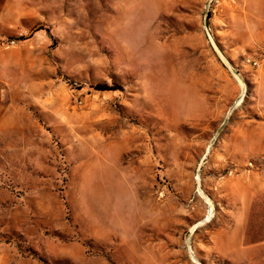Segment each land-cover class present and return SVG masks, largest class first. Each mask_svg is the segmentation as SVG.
Here are the masks:
<instances>
[{
  "label": "rangeland",
  "instance_id": "obj_1",
  "mask_svg": "<svg viewBox=\"0 0 264 264\" xmlns=\"http://www.w3.org/2000/svg\"><path fill=\"white\" fill-rule=\"evenodd\" d=\"M0 264H264V0H0Z\"/></svg>",
  "mask_w": 264,
  "mask_h": 264
},
{
  "label": "built area",
  "instance_id": "obj_2",
  "mask_svg": "<svg viewBox=\"0 0 264 264\" xmlns=\"http://www.w3.org/2000/svg\"><path fill=\"white\" fill-rule=\"evenodd\" d=\"M257 65V63L256 62H254V66H256ZM250 166H251V164H250Z\"/></svg>",
  "mask_w": 264,
  "mask_h": 264
},
{
  "label": "bare ground",
  "instance_id": "obj_3",
  "mask_svg": "<svg viewBox=\"0 0 264 264\" xmlns=\"http://www.w3.org/2000/svg\"><path fill=\"white\" fill-rule=\"evenodd\" d=\"M103 192H104V188H103ZM102 203L104 204V200H102Z\"/></svg>",
  "mask_w": 264,
  "mask_h": 264
}]
</instances>
